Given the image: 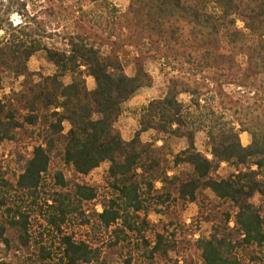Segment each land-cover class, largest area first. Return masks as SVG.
<instances>
[{
  "label": "trees",
  "instance_id": "obj_1",
  "mask_svg": "<svg viewBox=\"0 0 264 264\" xmlns=\"http://www.w3.org/2000/svg\"><path fill=\"white\" fill-rule=\"evenodd\" d=\"M32 2L0 0V87L23 79L0 99V148L15 146L0 160V264H264V0H74L69 27ZM40 53L53 75L29 70ZM149 64L165 95L125 141L116 125L152 87ZM104 163V185L86 183ZM190 204L209 236L186 229Z\"/></svg>",
  "mask_w": 264,
  "mask_h": 264
},
{
  "label": "rangeland",
  "instance_id": "obj_2",
  "mask_svg": "<svg viewBox=\"0 0 264 264\" xmlns=\"http://www.w3.org/2000/svg\"><path fill=\"white\" fill-rule=\"evenodd\" d=\"M72 3H74V0H34V2L30 3V11H39L40 8L47 9L49 7H53L57 13H60L63 20H61V27H69L71 21L74 18L75 11L72 9ZM114 4L116 7L122 11H124L128 6V0H114ZM34 6V8H33ZM19 21L18 18H14L13 22L17 24ZM52 22V20H50ZM50 31L54 29V27L49 28ZM124 65L126 69V73L128 75L133 74V66L131 64V61L124 60ZM29 70L31 72L35 73H42L45 76H51L54 74L55 69L53 65H51L44 54L40 53L33 57L29 64H28ZM148 72L153 77V85L150 88H146L138 92L127 104H125L122 108V116L119 120V122L116 125L117 130L120 132L122 138L125 141H130L133 139L135 133L138 131V120L140 113L144 107L148 105L149 102L163 98L165 95V77H164V71H162L161 67L157 64L152 65L149 64L147 66ZM23 79L16 80L12 77L5 78L4 81L1 84L0 87V99H3L4 96L10 95L11 92H19L20 86ZM66 83H69V79L65 80ZM89 90L95 89V84L92 79H88L87 81ZM182 101H188V98L183 96L181 98ZM68 130V126L66 125V131ZM141 140L143 143H152L155 140L153 133H147L142 135ZM251 138L249 135L243 134L241 135V142L243 146H248L250 144ZM35 144V143H34ZM32 145L29 144L26 145V150L21 151L24 152L26 155H30L32 152ZM162 143L158 142L157 146H161ZM170 146L173 151V155H176L180 153L181 151L185 150L187 148V144L185 141H178L173 140L170 142ZM196 146L199 151L203 153H207V144L206 139L203 134H199L196 138ZM15 150V146L12 144H4L0 148V160L2 159H8L11 152ZM170 161L172 163V158H170ZM110 168L109 163H104L101 165V167L97 170H95L91 175H89L85 182L90 185H97V186H103L104 185V179L108 173V170ZM185 170H189V168L185 167ZM228 170L226 166L223 165L221 170L219 171V176L225 177L227 176ZM172 175V174H170ZM70 176V175H69ZM158 188H160V185H158ZM103 192V191H102ZM208 196L212 198L216 203L219 201L214 199V196L211 193H208ZM252 204H255L257 207L260 206V198L255 197L253 200H251ZM96 209L101 212L102 209L100 208L99 204L96 206ZM204 217V216H203ZM149 219L152 223H157L161 218L159 216L154 215L153 213L149 214ZM182 221L185 223V225L188 227L186 228L188 231L192 232L195 236L193 239H197L199 235L202 236H209L212 229V222H205V220L200 216L199 208L197 204H190L187 206V209L182 215ZM4 246L0 245V249H3ZM0 260H1V254H0Z\"/></svg>",
  "mask_w": 264,
  "mask_h": 264
},
{
  "label": "crops",
  "instance_id": "obj_3",
  "mask_svg": "<svg viewBox=\"0 0 264 264\" xmlns=\"http://www.w3.org/2000/svg\"><path fill=\"white\" fill-rule=\"evenodd\" d=\"M247 135V134H246Z\"/></svg>",
  "mask_w": 264,
  "mask_h": 264
}]
</instances>
